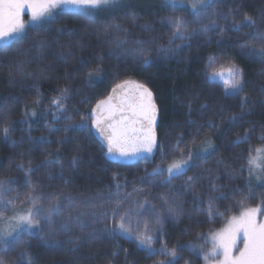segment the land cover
I'll return each instance as SVG.
<instances>
[{"label": "trees", "instance_id": "16d2710c", "mask_svg": "<svg viewBox=\"0 0 264 264\" xmlns=\"http://www.w3.org/2000/svg\"><path fill=\"white\" fill-rule=\"evenodd\" d=\"M206 4L202 15L193 11L192 0H119L107 10L64 8L0 47V181L10 189L0 195V259L5 264H29L30 260L32 264H168L165 256L150 257L135 239L101 231L119 223V216L113 219L108 205L117 199L124 201L121 214L133 209L128 221L133 237L135 229L143 231L147 225L157 253L162 246L177 248L178 264H206L203 256L209 251V235L215 225H221L220 219L227 221L247 198L255 200L256 206L264 203V181H257L258 176L253 177L248 168L249 159L264 147V59L249 57L248 49L240 47L259 45L253 36L264 32V0H211ZM172 10H181L184 16H179L189 28H197L189 39L173 36L166 17ZM245 16L255 20L253 27L243 26ZM133 18L136 24L150 27L144 30L152 36L141 39L139 33L144 30L137 26L130 30ZM197 21L208 25V30L201 31ZM236 25H241L239 31L234 30ZM116 26L122 30L119 34ZM123 30H127L126 37ZM125 39L127 43L122 42ZM117 42H121L118 49ZM143 47L148 63L135 57ZM231 65L244 76L245 87L239 96L229 94L219 77L210 79L214 70L223 66L226 74ZM146 79L148 83L143 82ZM126 81L130 82L128 89L145 83L153 94L158 110L157 146L151 160L110 159L101 147L102 138L90 128L91 109ZM65 87L69 89L64 104L70 121L52 103ZM245 96L248 99L242 108ZM82 116L89 128L75 127ZM5 127L10 129L7 139ZM189 152L192 160L183 175L170 180L145 175L158 169L160 156L165 162L171 158L170 163ZM29 162L31 184L41 198L37 203L44 209L41 216L56 202L54 197H61L59 213L52 214L54 226L69 213H91L92 209L78 203L89 198L104 205L107 220L94 221L85 215L83 227L73 221L67 230L58 229L52 235L42 221L22 233L26 243L14 241L20 231L14 218L35 211L26 198ZM158 192L178 203L180 218L164 217L151 198ZM94 231L97 238L75 250L71 241Z\"/></svg>", "mask_w": 264, "mask_h": 264}, {"label": "snow or ice", "instance_id": "6c2138e0", "mask_svg": "<svg viewBox=\"0 0 264 264\" xmlns=\"http://www.w3.org/2000/svg\"><path fill=\"white\" fill-rule=\"evenodd\" d=\"M119 0H0V45H7L11 41L21 37L25 34L26 23L23 19V13L25 9L30 12V22L34 24H40L47 21L53 13L58 9L72 8V9H85V10H107L115 8L118 5ZM193 11L198 15H202L204 9L207 7L206 0H193ZM172 25L174 28L173 36L179 39H189L191 34H195L197 28H189L187 21L183 17H173ZM201 31H207L208 25L196 22ZM211 24H215V20L210 21ZM255 20L245 16L243 20V26L253 27ZM241 25L235 26V31H239ZM122 30L119 26H116L115 33L119 34ZM125 37L128 35L127 30H123ZM223 34V29L220 30ZM188 33V34H186ZM114 39L119 41V36H114ZM254 41H259V45L247 43L241 44V49H248V56H258L260 59H264V32H257L253 36ZM123 43H127V40H123ZM142 43L141 41H136ZM121 42L116 43V48H120ZM144 62L148 63V57L144 56ZM220 71H213L210 79L219 77L224 80L230 89L229 94L233 96H239L244 91L245 81L242 70L235 65H231L225 70L223 66H220ZM98 71V69H97ZM93 73H89L91 77ZM130 82L123 84H117L112 89V94L105 100L98 102L94 108L91 109L89 115L90 128L95 129V132L102 138V148L106 149V155L113 160L118 161H130L136 158L142 157L145 154H151L153 149L157 146L156 140V124H157V107L153 101L152 92L143 84H135V91L129 94L126 89ZM264 93V88L261 89ZM69 89L67 87L60 89L59 97L54 99L52 103L56 106L60 115H63L65 119L71 120V116H67L65 112L64 101L68 99ZM248 97H244L241 107H246ZM38 103V101H37ZM55 118H60L56 116ZM242 118V117H241ZM233 121L237 117L231 118ZM80 129L89 128V124L85 122L84 117H81V123L75 125ZM212 127V125H209ZM10 129L5 127L3 129L4 137L7 139ZM178 147V145H177ZM257 154L262 150L257 149ZM76 157H73L72 163L75 164ZM192 160V154L189 152L187 155H181L178 160H173L166 169H154L151 173H146V176L163 175L166 171L169 180L173 177L183 175L185 170L190 167V161ZM51 163V162H49ZM252 167H260L257 159L250 158L248 161ZM21 170L25 169L24 164L19 165ZM33 172L31 164L25 171V183L30 188L27 194V201L33 205L35 211H29L26 215L19 216L17 224L20 226V231L16 233L13 240L24 244L26 243L21 239L22 233L33 227H39L43 222L49 226V235L59 230H67L73 221L80 222V226L83 227L82 217L90 215L91 219L96 221L103 218L106 221L108 218V212L104 211L103 204L95 203L94 198L88 200L79 201V205L86 209H92L91 213H78L73 216L69 213L68 217L61 222L58 226H54L52 222V214L59 213L60 199L61 197H54L56 201L50 208L47 209V214L41 216V212L44 211L42 206L38 205V200L41 198L36 195L35 187L31 184L30 176ZM193 178H189V182H192ZM10 183V182H8ZM119 188V185H117ZM6 190V182L0 181V195H3ZM63 196V194H61ZM72 202V197H64ZM165 203H169L165 198ZM9 204L12 201H8ZM124 201L119 199L114 201H108L109 209L113 219L119 216V223L112 228L107 226L101 231L128 237L129 239H135L138 242V246L148 252V255H162L168 258V264H178V249L173 248L169 250L166 246H162L159 252L153 248L155 243L152 235L149 232L147 225H145L143 231L139 228L135 229V236L132 233L134 229L128 223L129 218L133 214V209L130 207L123 211L121 214V206ZM136 207H143V205H136ZM154 207V206H153ZM168 211L179 215L181 209L176 203L172 201L169 204ZM212 203L209 204V215H211ZM264 213V203L258 207H244V210L238 216H232L226 223V226L218 232L211 234V251L204 252V260L206 264H264V220H257V216ZM138 216H142L143 213H138ZM157 223H160L157 220ZM96 232L90 233L83 238L74 239L71 241L75 250H79L80 246L89 243L91 240H95ZM201 239L198 237L197 240ZM189 247H199L198 244H191ZM27 255V253H24ZM0 264H5L3 259H0ZM29 264H32L31 260Z\"/></svg>", "mask_w": 264, "mask_h": 264}, {"label": "rangeland", "instance_id": "374dc122", "mask_svg": "<svg viewBox=\"0 0 264 264\" xmlns=\"http://www.w3.org/2000/svg\"><path fill=\"white\" fill-rule=\"evenodd\" d=\"M162 1H164V2H167V3H173V2H177V1H180V0H162ZM211 0H206V3L207 2H210ZM192 2H193V0H192ZM180 3V2H179ZM58 10H60V9H58ZM57 10V11H58ZM57 11H55L54 13H53V15L57 12ZM178 12H180V13H178V12H176V11H174V10H172V11H169V15H166V17L169 19V22H170V26H173L172 25V18L173 17H180L179 16V14L180 15H182V16H184V14H183V12L181 11V10H177ZM52 17V16H51ZM51 17L49 18V19H51ZM23 19H24V21H25V23H26V29H25V32H26V30H27V28L28 27H32V26H35V25H37V24H34V23H31L30 22V12H29V10L28 9H25V12L23 13ZM133 20H134V18L131 20L132 22H133ZM135 22H133V24L132 25H130L128 28H130V30H133L134 28H135V26H137V27H139V29H141V30H144L145 28H150V27H147V26H145V25H143V26H141V25H139L138 23L136 24H134ZM155 23H156V25H158L157 23H158V20H156L155 21ZM188 25H189V23H187ZM174 29V28H173ZM157 30V29H156ZM163 31H165V37H168L167 35V31H166V28H163L162 29V32ZM24 35V34H23ZM22 35V36H23ZM139 35H141V37H143V38H141V39H145V38H149L150 36H152L151 35V32H150V30L148 31V30H144L143 31V33H139ZM21 36V37H22ZM84 37H87V34L86 35H83ZM93 37H95L94 35H93ZM20 37H18L17 39H19ZM96 38V40L99 42V39H98V36L97 37H95ZM164 38V37H163ZM162 38V39H163ZM17 39H15V40H17ZM156 39H157V41H159V42H161L160 41V39H159V37H156ZM15 40H13V41H15ZM101 40H103V38H101ZM13 41H11L10 43H12ZM146 41H150V39L149 40H147L146 39ZM163 41V40H162ZM165 41H167L168 42V39L166 38V40ZM97 42V43H98ZM166 42V43H167ZM9 43V44H10ZM165 43V42H164ZM9 44H7V45H9ZM160 44H162V42L160 43ZM2 46H6V45H0V47H2ZM145 48H147L146 46H144ZM143 47V49H142V51L141 52H139V53H136L135 54V57L136 58H139L140 59V61H144V56L146 55L147 57H149L148 56V51H147V49H145ZM143 82H149V81H147V79L146 80H143ZM145 83L143 84V85H145ZM224 86H225V88L228 90V91H230V89L228 88V85L225 83L224 84ZM126 91L129 93V94H131L132 92H134L135 91V89L134 88H127L126 89ZM155 150H156V147L153 149V152L151 153V154H145L144 156H142V157H139V158H136V159H134V160H130V161H126V163H135L136 161H139V160H142V159H145V160H151L152 159V157H154V155L156 154V152H155ZM260 150H262V152L259 154V156H258V154L256 153V156L254 157L255 159H257V162L261 165L260 167H252V166H250V165H248V168H250V171L252 172V176L253 177H255V176H258V180L257 181H260L261 183H262V181H264V147H261L260 148ZM169 160H171V158L169 159ZM169 160H167V162H165L162 158H161V156H160V158H159V160H158V163H157V166H158V168L159 169H166L167 167H168V165L172 162H170L169 163ZM178 160V159H177ZM119 162H125V161H119ZM187 170V169H186ZM185 170V171H186ZM179 176H181V175H179ZM159 178H164L165 180H168L169 179V177H168V174H167V172L165 171L164 172V175H161V177L159 176ZM146 195H148V197L150 196V194L149 193H146ZM153 200H156V202H158V205H159V209L161 210V212L163 213V215H164V217L165 218H167V219H170V220H172V219H178V218H180V216H181V214H182V212L179 214V215H177V214H175V213H170L169 211H168V208H169V204L173 201V200H171L170 198H168L166 195H164V194H161L160 192H158V193H156V194H154L152 197H151ZM165 198H167V200H168V202L169 203H165L164 201H165ZM251 198H255V196L254 197H251ZM264 198V197H263ZM255 202V200H253V199H251V200H249L248 198H247V200L246 201H244V202H239V210L237 211V212H235L234 214H232V216H238L240 213H241V211H243L244 210V207H258V206H256V204L254 203ZM262 202H264V199L262 200ZM19 216H22L21 214H18L17 216H16V218H18ZM232 216H230V218L232 217ZM4 217V216H3ZM229 218V219H230ZM225 218H223V219H220V221L219 222H221V225H219V226H217V227H215L214 226V231L212 232V233H214V232H218V231H220L222 228H224L225 226H226V223H227V221L229 220H227V221H225L224 220ZM15 220V223L17 224V219H14ZM257 220L258 221H260V220H264V213H262V214H260V215H258L257 216ZM17 226L20 228V226L17 224ZM211 233V234H212ZM211 234L209 235V251H211ZM208 264H211V262H208Z\"/></svg>", "mask_w": 264, "mask_h": 264}]
</instances>
